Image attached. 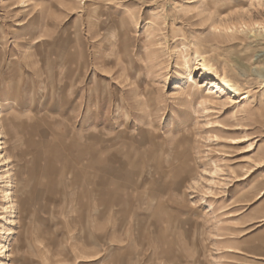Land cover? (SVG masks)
I'll return each instance as SVG.
<instances>
[{
    "label": "rangeland",
    "instance_id": "rangeland-1",
    "mask_svg": "<svg viewBox=\"0 0 264 264\" xmlns=\"http://www.w3.org/2000/svg\"><path fill=\"white\" fill-rule=\"evenodd\" d=\"M0 140V264H264V0H0Z\"/></svg>",
    "mask_w": 264,
    "mask_h": 264
},
{
    "label": "bare ground",
    "instance_id": "bare-ground-1",
    "mask_svg": "<svg viewBox=\"0 0 264 264\" xmlns=\"http://www.w3.org/2000/svg\"><path fill=\"white\" fill-rule=\"evenodd\" d=\"M215 30H216V28H215ZM225 30H227V28H225ZM191 62L194 64L192 69H190V66L188 64L189 62L188 61L185 62V66L188 68L187 83L196 86L197 84H200L202 81H206V82H209L210 84H212L213 87L218 88L219 91H222L224 93V99L221 100V105H222V108L224 110L228 109V107H229V106H227L228 104L234 105L236 103H240L241 101L249 98V96L247 95L246 92H240V90H238L236 88L229 87L228 84L224 80L217 78L216 75L214 74V72L211 70V68L209 66H207L204 59L200 55L193 56L191 59ZM194 74L197 76V78L194 77ZM176 89H177L176 90L177 92H175V94H178L179 91L182 90V86L180 84H177ZM231 116L235 117L236 112L233 111ZM213 127L222 128L223 126H221V124H219V123H216ZM223 129L230 130V131L244 130V128L242 126H240L239 124H235L231 128L224 127ZM237 140L240 143L243 141H247L248 135L244 132L240 136V138H238ZM2 142L3 141L0 142V149H3V146H1ZM7 173H8V171H7ZM216 173H217L216 170H212L211 175L213 176ZM4 193H5L4 195H5V200H6L7 205L3 206V207L5 208V210H7V212H9V216H4L3 219L5 221L4 223L6 225H9L10 223L13 222V219H11V218H14V211H15L14 210V203L12 201L13 199L11 198V196H12L10 194L11 192H9L8 190H5ZM1 208H2V206H1ZM0 218H1V216H0ZM11 233H12L11 228H8L7 229V235H10ZM5 248L6 247L4 245H0V250H1L0 251V258L2 257L1 254L4 252ZM8 254H9V252H8ZM0 262H1V260H0ZM4 263H6V262H4Z\"/></svg>",
    "mask_w": 264,
    "mask_h": 264
}]
</instances>
